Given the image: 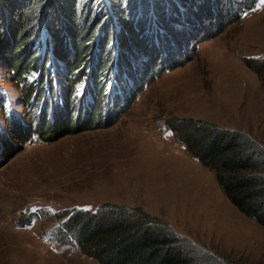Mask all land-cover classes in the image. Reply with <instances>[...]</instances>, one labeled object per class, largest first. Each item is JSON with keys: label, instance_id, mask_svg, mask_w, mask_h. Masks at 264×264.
I'll return each mask as SVG.
<instances>
[{"label": "rangeland", "instance_id": "1", "mask_svg": "<svg viewBox=\"0 0 264 264\" xmlns=\"http://www.w3.org/2000/svg\"><path fill=\"white\" fill-rule=\"evenodd\" d=\"M205 17L182 27L188 33L177 48L167 42V52L144 57L168 26L177 29L168 16L167 27L152 21L151 47L145 29L139 48L129 39L119 48L117 76L108 75L110 59L97 76L93 47L75 79L67 57L53 51L46 76L42 69L18 76L11 50L0 49V264H96L62 224L73 210L105 203L165 222L199 264H264V228L226 200L175 137L191 119L242 129L264 144V87L242 63L264 57V2L225 28ZM43 38L41 30L37 47Z\"/></svg>", "mask_w": 264, "mask_h": 264}, {"label": "trees", "instance_id": "2", "mask_svg": "<svg viewBox=\"0 0 264 264\" xmlns=\"http://www.w3.org/2000/svg\"><path fill=\"white\" fill-rule=\"evenodd\" d=\"M259 1L264 2L0 0V49L11 50L7 60L18 76L32 69L40 76L44 70L46 76L49 69L45 67L53 60L48 57V51H53L61 58L67 57L69 76L75 79L77 70L87 68L88 62L83 64L82 61L93 47L96 51L92 52L90 58L93 60L97 56V76L104 74L109 59L111 70L108 75L117 76L123 68L119 65V62H123L118 57L119 48L126 44L127 39L135 47L140 46L146 41L145 29H148L147 46L151 47L149 30L154 28L152 21L167 27L168 16L177 19V22L174 21L177 29L167 27V34L162 37L159 48H144L145 51L141 48L144 57L165 53L172 44L177 48L178 42L181 45L188 33L182 27L195 21L204 22L202 17L208 16L205 18L213 20L214 24L219 22L225 28L243 13L252 10ZM188 11L195 21L188 16L183 17ZM180 17L182 20L179 21ZM41 30L44 38L40 47H37L34 39ZM188 35L190 39L193 38L191 34ZM65 43L69 49L65 48ZM39 48L43 52L44 64L36 59ZM193 51L190 49V55ZM242 63L264 87V57L243 59ZM53 66L54 63L50 65L49 73ZM155 66V63H151L149 68L155 69ZM132 67L127 69L131 72ZM33 87L26 89V101L34 94ZM180 124L175 136L177 142L184 145L193 159L211 171L221 194L241 215L264 228V144L254 140L242 129L229 130L191 119L183 120ZM87 128L84 126L80 131ZM166 226L165 222L138 208L105 203L94 212L73 210L67 214L62 229L70 235L81 254L92 258L96 264H199L192 258L191 250L172 236ZM201 255L204 257L206 254ZM207 259L210 262L212 260ZM212 264L223 263L215 261Z\"/></svg>", "mask_w": 264, "mask_h": 264}]
</instances>
